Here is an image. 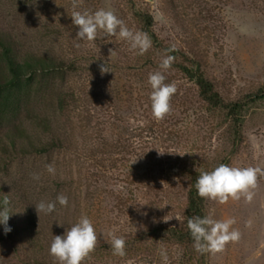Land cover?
<instances>
[{"label":"rangeland","instance_id":"374dc122","mask_svg":"<svg viewBox=\"0 0 264 264\" xmlns=\"http://www.w3.org/2000/svg\"><path fill=\"white\" fill-rule=\"evenodd\" d=\"M100 8L152 46L139 54L102 30L81 40L72 0H0V33L17 58L46 67L0 118V204L10 201L12 229L5 234L0 224V264H58L50 243L82 215L97 244L81 264H164L161 250L167 264H264V175L251 202L204 198V215L233 218L239 241L200 253L178 237L190 171L221 163L264 170V0H82L76 10ZM166 55L175 59L163 70ZM104 62L110 72L101 75ZM155 71L177 87L159 121L149 98ZM198 77L222 106L202 98ZM59 194L68 206L38 215L35 204ZM113 234L125 239L124 256L113 254Z\"/></svg>","mask_w":264,"mask_h":264},{"label":"clouds","instance_id":"9594fccd","mask_svg":"<svg viewBox=\"0 0 264 264\" xmlns=\"http://www.w3.org/2000/svg\"><path fill=\"white\" fill-rule=\"evenodd\" d=\"M82 0H72L73 11L71 12L72 24L78 27L76 36L81 40L94 41L97 38V31L102 30L108 36H119L120 39L128 41L132 50H139V54L145 53L151 46L152 41L146 33L133 31L119 19L112 11L103 8L95 12L88 10H76ZM119 30V31H117ZM171 50H177L175 45ZM175 57L166 55L160 68L167 70L171 67ZM101 75L110 70L104 63L98 65ZM166 76L162 71H155L148 76V83L151 86L150 101L152 116L156 120H163L171 113V99L177 92L175 83H165ZM163 154L164 152H160ZM185 153L180 154L183 156ZM46 170L50 174H55L53 164H47ZM258 175H264V170L258 167H233L226 164H219L211 171H200L195 182L197 195L201 198L211 199L223 204L231 197L239 200L243 196L251 202L254 196L252 191L257 187ZM34 179H39L38 174L33 175ZM63 207L68 206V198L63 194L56 197V201H40L35 204L36 211L46 214L55 211L56 203ZM10 203L7 197L0 204V224L4 225V232L7 234L12 229L8 226ZM167 205V204H166ZM165 206V205H164ZM162 208V207H161ZM180 221L179 217H175ZM169 219H164L167 222ZM235 224L233 218L226 220H216L210 214L193 216L187 220V228L194 241V249L200 253H219L225 249L230 242H237L240 239V232L231 229ZM231 229V230H230ZM113 249V254L125 255V239L114 234L107 241ZM97 235L91 220L82 215L76 223L65 228L62 235H55L50 243L49 253L55 258L58 264H81L96 248ZM164 264H167L168 257L164 250L160 252Z\"/></svg>","mask_w":264,"mask_h":264},{"label":"trees","instance_id":"16d2710c","mask_svg":"<svg viewBox=\"0 0 264 264\" xmlns=\"http://www.w3.org/2000/svg\"><path fill=\"white\" fill-rule=\"evenodd\" d=\"M145 23L151 25L152 19L148 14H144ZM0 118L5 117L8 112L14 111L19 107V94L27 91L30 81L35 75L45 76V66L33 58L19 60L14 53L12 42L0 33ZM188 72V71H187ZM38 73V74H37ZM190 74V73H189ZM200 90V95L204 100L213 106H222L223 103L212 85L202 77L196 79ZM62 105V104H61ZM236 104H231L229 111L232 113ZM47 148L40 147L45 151ZM201 170H192L189 172V183L186 194L185 224L186 230L181 231L179 238L188 245H193L194 241L187 228V220L193 216H204V198L197 195L195 182ZM203 171H206L203 169ZM3 199V198H1ZM31 219V217H30Z\"/></svg>","mask_w":264,"mask_h":264}]
</instances>
